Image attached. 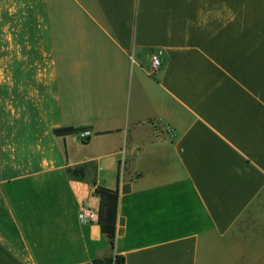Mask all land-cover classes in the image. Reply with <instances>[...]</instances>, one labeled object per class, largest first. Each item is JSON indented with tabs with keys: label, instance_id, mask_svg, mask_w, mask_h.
Masks as SVG:
<instances>
[{
	"label": "crops",
	"instance_id": "crops-1",
	"mask_svg": "<svg viewBox=\"0 0 264 264\" xmlns=\"http://www.w3.org/2000/svg\"><path fill=\"white\" fill-rule=\"evenodd\" d=\"M113 254L264 264V0H0V264Z\"/></svg>",
	"mask_w": 264,
	"mask_h": 264
},
{
	"label": "trees",
	"instance_id": "trees-1",
	"mask_svg": "<svg viewBox=\"0 0 264 264\" xmlns=\"http://www.w3.org/2000/svg\"><path fill=\"white\" fill-rule=\"evenodd\" d=\"M79 130L74 128L56 129L55 134L58 136L77 133ZM69 173L75 178H83L85 170L83 168H76L69 170ZM95 195L100 199L98 210V224L102 233L106 236L111 251H114L117 238V222L119 216V189H109L102 186H97ZM125 258L120 255H111L106 258H97L92 264H124Z\"/></svg>",
	"mask_w": 264,
	"mask_h": 264
},
{
	"label": "built area",
	"instance_id": "built-area-1",
	"mask_svg": "<svg viewBox=\"0 0 264 264\" xmlns=\"http://www.w3.org/2000/svg\"><path fill=\"white\" fill-rule=\"evenodd\" d=\"M163 59L161 52H156L152 55V65L151 70L152 74H156L163 67ZM92 136V132L90 130H81L78 132V137L86 142ZM79 220L83 224H90L98 221V214L87 207L81 208L79 212Z\"/></svg>",
	"mask_w": 264,
	"mask_h": 264
}]
</instances>
